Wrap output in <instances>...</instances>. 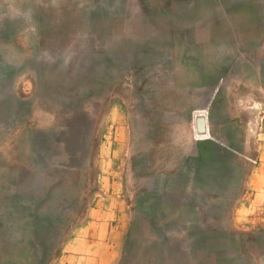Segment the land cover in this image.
Masks as SVG:
<instances>
[{
	"label": "rangeland",
	"instance_id": "obj_1",
	"mask_svg": "<svg viewBox=\"0 0 264 264\" xmlns=\"http://www.w3.org/2000/svg\"><path fill=\"white\" fill-rule=\"evenodd\" d=\"M257 208L264 0H0V264H264Z\"/></svg>",
	"mask_w": 264,
	"mask_h": 264
},
{
	"label": "crops",
	"instance_id": "obj_2",
	"mask_svg": "<svg viewBox=\"0 0 264 264\" xmlns=\"http://www.w3.org/2000/svg\"><path fill=\"white\" fill-rule=\"evenodd\" d=\"M230 99H233L232 97H230ZM235 99H238V96L235 97ZM233 104H235L234 102H232ZM208 126V124H207ZM208 131H209V126H208ZM157 147H154L153 150H152V158L153 160H158L159 159H165L166 158V155L165 156H161L160 158V155L161 154V151H160V144L156 145ZM257 160H256V164H257ZM169 165L167 164L166 167L164 169H161L160 170V173H163L165 175H169V174H172L173 173V170H174V167H168ZM173 166V165H171ZM244 166V177H243V180H242V183L241 185H243V190L241 192V196H240V201H247V203H249V207L252 206L251 204H253V202L256 200V195L257 193H255L254 191H252L253 189V185L255 184V170H256V167L255 165H253L252 163L249 164V167H248V163L246 162ZM251 198V199H250ZM239 199V198H238ZM252 211H250L251 213L245 217L246 218V222L243 224L242 226V229L241 230H237L235 228L232 227V233H237V234H240V236L244 239L243 241H245V245H243L244 249H252L253 246L250 247V245L252 244V242H250V237H249V233H252L251 230H248L251 227L247 225V223H250L252 221L251 218L253 217H256V218H259V219H264V211L263 209H259L257 208V210L253 211V209H251ZM237 217V216H236ZM234 230V231H233ZM248 244H250L248 246ZM258 249V248H257ZM259 249H261V252L262 254H264V246H259ZM262 260L264 261V256L262 257Z\"/></svg>",
	"mask_w": 264,
	"mask_h": 264
},
{
	"label": "water",
	"instance_id": "obj_3",
	"mask_svg": "<svg viewBox=\"0 0 264 264\" xmlns=\"http://www.w3.org/2000/svg\"><path fill=\"white\" fill-rule=\"evenodd\" d=\"M197 128L199 131H202V132H204L207 129L205 117H199L197 119Z\"/></svg>",
	"mask_w": 264,
	"mask_h": 264
},
{
	"label": "bare ground",
	"instance_id": "obj_4",
	"mask_svg": "<svg viewBox=\"0 0 264 264\" xmlns=\"http://www.w3.org/2000/svg\"><path fill=\"white\" fill-rule=\"evenodd\" d=\"M199 115H204V114H199ZM198 115V116H199ZM205 117V116H204ZM205 119H206V127H207V129L204 131V132H202V131H199L198 130V133H202L203 135H201V134H199V136H207V135H209L207 132H208V126H207V118L205 117ZM205 133V134H204ZM197 255V254H196Z\"/></svg>",
	"mask_w": 264,
	"mask_h": 264
}]
</instances>
